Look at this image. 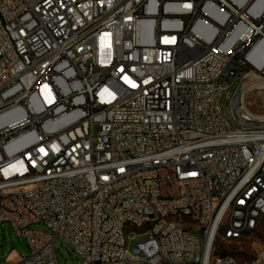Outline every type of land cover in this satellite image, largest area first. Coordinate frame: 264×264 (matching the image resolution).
<instances>
[{"label":"built area","instance_id":"built-area-1","mask_svg":"<svg viewBox=\"0 0 264 264\" xmlns=\"http://www.w3.org/2000/svg\"><path fill=\"white\" fill-rule=\"evenodd\" d=\"M263 41L264 0H0V222L28 244L1 264H60L56 239L81 264H238L216 243L264 217V118L232 92Z\"/></svg>","mask_w":264,"mask_h":264},{"label":"rangeland","instance_id":"rangeland-1","mask_svg":"<svg viewBox=\"0 0 264 264\" xmlns=\"http://www.w3.org/2000/svg\"><path fill=\"white\" fill-rule=\"evenodd\" d=\"M263 85L264 82L260 84L253 83V80L246 75L241 81L242 89L245 92V102L247 106L253 113L262 118H264ZM226 103L227 101L224 99V106ZM258 226L259 228L257 231L240 239H234L233 241L227 242V239L224 236H219L216 248L221 250L220 253H228L239 263H244L246 260L253 258L254 255L261 252V247L264 244V218L259 222ZM31 228L47 230L43 223L34 224ZM145 238L146 236L144 235H138V230H136V235L135 233H130L131 248H133L135 243L140 242ZM54 247L60 264H81L80 257L66 243L56 239L54 241ZM27 255L28 244L26 238L23 235H19L15 229L9 226L8 223L0 222V264L8 258H10V261L12 262H17L22 256Z\"/></svg>","mask_w":264,"mask_h":264},{"label":"bare ground","instance_id":"bare-ground-1","mask_svg":"<svg viewBox=\"0 0 264 264\" xmlns=\"http://www.w3.org/2000/svg\"><path fill=\"white\" fill-rule=\"evenodd\" d=\"M260 48H262L263 55L254 53L251 59H252L253 64L259 70L264 72V41L262 42ZM263 75L264 74L260 75L255 72H249L246 76H249V78L253 80V83L260 84L264 82ZM0 79H1V72H0ZM242 86L241 84H237V92H232V106L241 105V94H245V92L242 89ZM243 112L251 113V110L247 106L245 99L243 101ZM258 165H264V157L258 158ZM2 199L11 200L12 192H1L0 206L2 203ZM258 204H260V196L251 197V206H258ZM236 205H239V196H230L228 206H218V214H226L228 213V210H235ZM183 212H184V205H175V214H183ZM263 218L264 217L258 218V225H259V222ZM191 219L199 220V211H191ZM151 224H152V217H144V225H151ZM126 225H128L132 229H135V228L139 229V220L137 219V217H126ZM230 230H231V223H220L219 234L228 235L230 233ZM255 231H256V227H249L248 231H245V233H234V239H240L244 236H248L249 234ZM138 235H144V230H138ZM225 238L227 239V237ZM195 239L198 240L200 244V248H208V241H214V232H207V236L204 232H195ZM156 241L157 243H164V233H157ZM129 246H130V233H124L121 239V248H128ZM260 255H261V252L254 255V257L251 259L257 258V256H260ZM216 258H223V252L220 253V251H216ZM209 264H218V261H211L209 262ZM238 264H246V261L244 263L238 262Z\"/></svg>","mask_w":264,"mask_h":264}]
</instances>
